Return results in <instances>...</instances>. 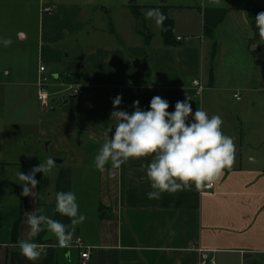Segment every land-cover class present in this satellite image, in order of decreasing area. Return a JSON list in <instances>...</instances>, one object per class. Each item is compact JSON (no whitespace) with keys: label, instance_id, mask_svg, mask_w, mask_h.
Returning <instances> with one entry per match:
<instances>
[{"label":"crops","instance_id":"obj_1","mask_svg":"<svg viewBox=\"0 0 264 264\" xmlns=\"http://www.w3.org/2000/svg\"><path fill=\"white\" fill-rule=\"evenodd\" d=\"M127 1L0 0V38L13 41L0 43V264H33L20 253L22 240L46 245L34 264H81L77 249L55 246L47 230L30 236L27 218L39 208L70 223L55 212L61 191L74 192L86 216L72 238L92 247L87 264H199V250H208L215 264H264V155L259 163L250 157L253 166L225 170L211 194L193 186L160 199L148 198L142 165L151 157L118 169L108 164L102 172L94 166L118 123L112 113H132L134 101L148 110L160 96L173 112L187 96L194 115L197 108L216 110L225 93L264 91L248 16V9L264 7L163 0L129 9ZM44 6L52 11L41 12ZM153 9L172 21L171 43L160 26H150L146 13ZM40 64L55 78L48 86L53 95L64 96L67 81L82 93L42 111L35 86ZM195 78L203 98L193 95ZM118 95L122 103L114 109ZM48 157L60 162L51 173L36 174L33 196L21 195L17 173L28 174Z\"/></svg>","mask_w":264,"mask_h":264},{"label":"clouds","instance_id":"obj_2","mask_svg":"<svg viewBox=\"0 0 264 264\" xmlns=\"http://www.w3.org/2000/svg\"><path fill=\"white\" fill-rule=\"evenodd\" d=\"M219 4L220 0H215ZM146 18L155 19L158 26L163 27L167 17L153 9L146 13ZM255 26L261 41H264V12L255 16ZM4 47L13 43L10 37L0 38ZM239 100V94L235 96ZM186 96L184 101H177L175 110L169 112V102L160 96H154L148 110H142L139 101L133 102L134 111H114L118 123L114 133L106 140L94 157V166L104 171L110 164L118 169L129 160H141L151 157L150 163L142 165L146 168V177L152 191L149 199H160L167 192L174 194L178 191L197 190L210 187L235 164L236 147L233 138L224 134L223 121L220 116L209 117L206 111L197 108L192 114L191 104ZM113 107L119 108L122 96H116ZM191 116V120L189 117ZM113 132V129L109 130ZM56 162L48 157L45 162L34 166L28 174L18 172L17 176L22 184L21 195L33 196V189L39 183L37 173L46 175L55 168ZM55 212L68 217V225L45 215V209L39 208L40 213L30 214L27 224L30 236L37 237L47 230L52 233L61 248H67L72 241L74 226L85 221L86 216L80 214L77 196L74 192L56 193ZM17 245H13L16 247ZM22 256L34 262L41 257L40 245L33 240L18 242Z\"/></svg>","mask_w":264,"mask_h":264},{"label":"rangeland","instance_id":"obj_3","mask_svg":"<svg viewBox=\"0 0 264 264\" xmlns=\"http://www.w3.org/2000/svg\"><path fill=\"white\" fill-rule=\"evenodd\" d=\"M135 5H128L127 7L134 8L137 4L157 5L163 0H135ZM167 2H174L175 0H166ZM183 4L190 6H199L202 0H176ZM247 4L259 5L264 7V0H246ZM150 26L155 28L157 26L155 19H150ZM252 37L255 38V33L251 32ZM256 42L259 48L255 51V65L257 81L261 83L264 81V41L260 40L258 29L256 31ZM51 97L56 100L51 103V106H58L59 95H53L49 87H47ZM252 93V92H251ZM204 97V93L201 98ZM240 101L235 100L231 94L225 93L220 99V104L216 110L206 111L209 117L218 115L223 121L222 130L225 135L233 138L236 147L235 164L242 166H253L254 163L249 161L250 157L257 158V163L261 162L264 146H258L260 142L264 141V91L259 90L253 94H241ZM38 103V102H37ZM39 106V104H38Z\"/></svg>","mask_w":264,"mask_h":264},{"label":"built area","instance_id":"obj_4","mask_svg":"<svg viewBox=\"0 0 264 264\" xmlns=\"http://www.w3.org/2000/svg\"><path fill=\"white\" fill-rule=\"evenodd\" d=\"M51 11H52V8L50 6L41 7V12H51ZM180 39L181 37H177V40H180ZM51 80H55V78H53V75L47 74L45 70V66L40 64L38 67V76L35 81V86H36V98H37L39 107L42 111H48L51 108V98L52 97L47 89ZM63 85L65 86V89L63 90L65 92L64 96H67L68 94L78 95L82 93V89L80 85H78L75 82L67 81ZM203 89H204V86L202 85V83L200 82L198 78H195L192 80V91L195 97H200ZM236 94L237 93L233 95L234 98ZM213 185L210 187H205L201 190L204 193L211 194V189L213 188ZM45 246L46 245H40V249ZM55 246L60 247L58 243ZM67 248L77 249L81 264H87L89 262L90 252H91L92 247L84 244L81 237L76 236L72 238L70 246ZM199 252H200L199 264H215V259L213 256L209 255L208 250H199Z\"/></svg>","mask_w":264,"mask_h":264},{"label":"trees","instance_id":"obj_5","mask_svg":"<svg viewBox=\"0 0 264 264\" xmlns=\"http://www.w3.org/2000/svg\"><path fill=\"white\" fill-rule=\"evenodd\" d=\"M262 12L261 8H250L248 9V16L252 21V26L255 31H257V28L255 26V16ZM161 34L166 43H171L172 42V21L170 19H166L164 21L163 27H161Z\"/></svg>","mask_w":264,"mask_h":264},{"label":"water","instance_id":"obj_6","mask_svg":"<svg viewBox=\"0 0 264 264\" xmlns=\"http://www.w3.org/2000/svg\"><path fill=\"white\" fill-rule=\"evenodd\" d=\"M127 4H128V5H135V4H136V1H135V0H128V1H127ZM254 48H256V46H255V45H251L250 50H252V49H254ZM73 97H75V94H68L67 96H62V97H60L59 99L62 101V103H65L68 99L73 98ZM55 100H56V99H55L54 97H52V98H51V103H54ZM51 108H52V107H51ZM54 160H55V162H60L59 159H54Z\"/></svg>","mask_w":264,"mask_h":264}]
</instances>
